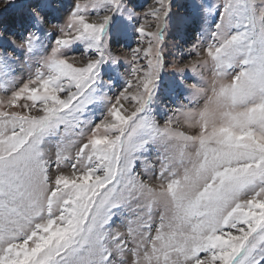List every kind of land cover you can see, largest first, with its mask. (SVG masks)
I'll list each match as a JSON object with an SVG mask.
<instances>
[{
	"label": "snow or ice",
	"instance_id": "obj_1",
	"mask_svg": "<svg viewBox=\"0 0 264 264\" xmlns=\"http://www.w3.org/2000/svg\"><path fill=\"white\" fill-rule=\"evenodd\" d=\"M0 264H264V0H0Z\"/></svg>",
	"mask_w": 264,
	"mask_h": 264
},
{
	"label": "rangeland",
	"instance_id": "obj_2",
	"mask_svg": "<svg viewBox=\"0 0 264 264\" xmlns=\"http://www.w3.org/2000/svg\"><path fill=\"white\" fill-rule=\"evenodd\" d=\"M140 2H143V0H140ZM180 2H183V0H180ZM12 11L13 10L10 9V10H8V12L4 13V15H11L12 14ZM168 42H169V46L170 47H174V45L176 43H181L182 44V42L179 41V37L176 36L175 34H173V35H171V36L168 37Z\"/></svg>",
	"mask_w": 264,
	"mask_h": 264
}]
</instances>
